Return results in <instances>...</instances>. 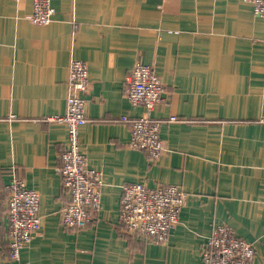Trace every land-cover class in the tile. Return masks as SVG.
Segmentation results:
<instances>
[{
    "label": "crops",
    "instance_id": "crops-1",
    "mask_svg": "<svg viewBox=\"0 0 264 264\" xmlns=\"http://www.w3.org/2000/svg\"><path fill=\"white\" fill-rule=\"evenodd\" d=\"M32 1L0 0V264H204L219 224L264 264V18L243 0H51L52 20L40 26ZM72 59L90 80L79 145L102 180L98 212L75 232L59 221L66 128L47 121L65 112ZM136 63L163 87L149 113L167 149L155 160L128 146L119 120L143 113L124 92ZM13 176L38 192L41 217L16 261L5 210ZM139 182L187 193L164 243L118 223L121 186Z\"/></svg>",
    "mask_w": 264,
    "mask_h": 264
},
{
    "label": "built area",
    "instance_id": "built-area-1",
    "mask_svg": "<svg viewBox=\"0 0 264 264\" xmlns=\"http://www.w3.org/2000/svg\"><path fill=\"white\" fill-rule=\"evenodd\" d=\"M51 0H33L29 20L44 26L51 22L54 9ZM252 6L255 16L264 18V0H243ZM90 80L86 64L72 59L68 68L66 107L62 116L48 117L47 121L64 124L67 142L60 146L58 173L61 187L68 194L67 202L59 212L61 225L77 231L86 228L100 208L101 174L88 165L86 153L79 145V129L86 122V94ZM125 97L131 106L143 113L134 120L121 116L120 121L129 127L128 146L146 153L155 160L166 147L159 137L160 122L149 116L162 100L163 87L148 65L136 63L124 81ZM13 118V116H11ZM175 121V117H170ZM6 219L8 258L16 261L20 250L40 230L39 194L27 188L24 181L13 176L7 186ZM187 193L176 185L147 187L143 183L121 186L118 223L128 233L142 235L164 243L178 222ZM254 248L238 238L226 224L214 226L202 253L204 264H252Z\"/></svg>",
    "mask_w": 264,
    "mask_h": 264
}]
</instances>
